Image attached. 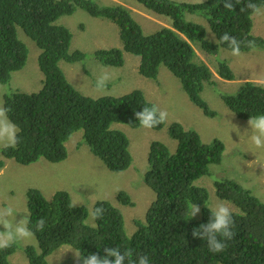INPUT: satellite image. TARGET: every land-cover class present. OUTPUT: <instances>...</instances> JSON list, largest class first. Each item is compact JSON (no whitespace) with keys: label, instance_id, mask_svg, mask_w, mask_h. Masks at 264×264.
<instances>
[{"label":"trees","instance_id":"1","mask_svg":"<svg viewBox=\"0 0 264 264\" xmlns=\"http://www.w3.org/2000/svg\"><path fill=\"white\" fill-rule=\"evenodd\" d=\"M142 9L169 20V26L144 31L133 12L120 4L101 5L96 0H0V84L6 85L14 72L24 68L29 49L18 37V30L42 51L38 66L43 74L42 88L32 94L14 92L4 96L10 109L9 118L20 128V143L1 152L6 159L28 166L45 159L60 163L67 158L66 143L78 131L90 152L99 158L110 172L122 173L133 163L130 142L115 123L140 128L134 112L151 107L141 90L126 95L91 98L80 93L66 79L60 61L82 63L90 57L80 51H70L71 31L57 23L62 16H70L76 9L95 18L114 23L118 28L122 48L98 49L91 56L106 67H122L124 53L140 58L138 73L156 80L161 66L166 67L181 83L189 100L209 118H215L201 92L212 83V72L200 60L194 46L208 54L219 48L229 50L219 37L227 32L237 40H254L255 48L241 45V52L264 49V39L251 32L254 21L250 10L223 8V0H206L200 4L172 0H134ZM264 7V0H252ZM189 15L204 19L218 43L207 39V30L188 19ZM83 26V25H81ZM89 75V72L86 71ZM217 74L224 80H234L226 61L220 62ZM220 99L239 119L264 113V84L249 81L239 85L232 94L219 93ZM166 121L152 130L160 131ZM169 137L176 141L175 153L163 143L153 141L148 155L149 170L144 184L156 198L145 221H136V231L129 237L120 211L108 201H100L103 216L95 226L86 223L89 216L84 206H73L69 194L57 192L47 200L40 190L27 191V214L33 225L43 217L46 227L35 233L36 246H27L24 253L28 264H49L48 257L63 246L71 247L82 255L103 254L104 247L121 251L132 249L133 257L147 255L150 264H264V203L252 192L233 180L214 178L216 196L232 203L235 235L226 241L227 247L219 252L208 250L203 240L193 238L192 229L206 223L212 211L208 191L195 185L204 176H211L213 165L223 158L225 145L220 140L204 143L193 130L180 123L169 125ZM3 163L0 162V168ZM117 200L133 206L131 198L120 192ZM190 203L200 206L194 218L186 212ZM18 250L17 245L0 250V264H10L9 258Z\"/></svg>","mask_w":264,"mask_h":264},{"label":"rangeland","instance_id":"2","mask_svg":"<svg viewBox=\"0 0 264 264\" xmlns=\"http://www.w3.org/2000/svg\"><path fill=\"white\" fill-rule=\"evenodd\" d=\"M101 5L120 4L134 13L144 31L169 26L168 19L156 16L134 0H96ZM200 4L206 0H172ZM188 19L199 23L207 30V39L218 43L206 21L199 16L189 15ZM252 34L264 39V7L253 16ZM58 24L66 26L72 33L70 51L80 50L90 55L82 63L60 61V67L66 79L80 93L91 98L105 96L119 97L134 90H141L148 102L167 111L165 127L160 131L152 129L131 128L123 123L111 127L122 131L130 142L133 163L122 173L110 172L106 165L94 156L83 141V132H75L66 143L67 158L60 163H51L39 159L31 165L24 166L14 160L6 159L0 152V207L12 206L18 221L27 215V191L36 188L47 200L59 191L70 195L75 206L87 208L89 216L86 223L95 226L91 210L96 203L108 201L120 210L124 219L126 234L131 237L137 227L136 221H145L146 214L155 201L154 192L144 184V174L149 170L148 155L150 144L158 141L165 144L170 152L175 153L177 143L169 137V125L180 123L185 129L195 131L202 142L210 143L220 140L225 145L222 161L213 165V175L204 176L195 182L196 186L208 191V207L213 210L220 202L227 203L232 212L235 206L220 200L215 194L214 178L233 180L248 189L264 203V149H257L250 141L248 120L239 119L220 99L219 93L234 94L240 83L255 81L264 83V49L256 48L250 52H241L232 56L229 50L219 48L216 54H208L194 46L200 60L205 62L212 72V83L205 85L201 97L209 108L216 112L215 118L206 117L202 110L194 105L182 89L180 81L164 66L158 71L156 80L146 78L138 73L140 58L124 53L125 63L122 67H106L91 56L98 49L122 48L117 26L107 20L92 17L83 10L76 9L70 16H62ZM83 25V26H81ZM19 39L29 49L28 58L23 69L12 74L11 81L0 84V98L16 91L28 94L38 92L43 84V74L38 66L41 50L24 32L18 30ZM226 61L233 74V81L220 80L217 70L220 62ZM89 72V75L86 74ZM102 72L111 74V79L104 91H96L94 84ZM248 134H245V133ZM126 192L134 202V207L124 206L117 200V195ZM199 214V213H198ZM18 250L10 258V264H28L24 253L27 246H36V239L18 241ZM75 252L69 246L57 249L48 257L49 264H78Z\"/></svg>","mask_w":264,"mask_h":264},{"label":"clouds","instance_id":"3","mask_svg":"<svg viewBox=\"0 0 264 264\" xmlns=\"http://www.w3.org/2000/svg\"><path fill=\"white\" fill-rule=\"evenodd\" d=\"M241 3L242 0H223L222 4L225 9L234 10V7ZM261 7V5L252 2V0H248L247 3H244L241 10H250L254 14H259L261 12ZM253 16L254 15H252V18ZM219 42L221 44H226L228 49H230V54L236 57L242 54V44L248 48H255L254 40H237L235 36H231L227 32L219 37ZM218 78L220 80L222 79L219 76ZM110 79L111 74L108 72H102L98 75L94 84L96 91H104ZM245 82H249V80ZM9 111L10 109L5 106L3 99L0 98V152L15 148L20 143V128L9 118ZM134 117L141 127L152 129L163 124L167 120L168 113L158 106L152 105L151 107L144 106L141 111L134 112ZM247 124L251 131L250 134L247 132L245 134L249 135L251 143L257 149H264V113L249 117ZM132 203L133 206L129 207L135 206L133 201ZM74 205L75 204H73L72 207ZM104 211L105 209L102 206L94 207L91 210V218L93 220L100 219ZM199 212L200 206L196 203H190L186 212L187 219L196 217ZM16 215L17 213L12 206L0 207V250L8 249L18 241L34 239L35 233L43 231L46 227V220L43 217L36 220L33 225L30 213L22 215L18 221L16 220ZM234 227L235 221L230 206L225 202H220L217 203L210 212L208 221L193 228L191 234L193 238L203 240L210 252L219 253L227 247L226 241L231 240L235 235L233 231ZM73 255L78 264H150L147 255H139L136 259H132V249L121 251L117 247H104L102 255L90 253L85 256L82 255L81 251L73 252Z\"/></svg>","mask_w":264,"mask_h":264}]
</instances>
